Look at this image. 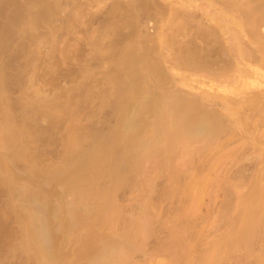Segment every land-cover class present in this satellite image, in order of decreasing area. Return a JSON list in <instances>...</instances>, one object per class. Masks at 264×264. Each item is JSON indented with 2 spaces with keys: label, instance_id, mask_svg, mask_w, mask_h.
<instances>
[{
  "label": "bare ground",
  "instance_id": "obj_1",
  "mask_svg": "<svg viewBox=\"0 0 264 264\" xmlns=\"http://www.w3.org/2000/svg\"><path fill=\"white\" fill-rule=\"evenodd\" d=\"M51 1L56 0H0V56L14 47L17 42L21 44H19V47L25 46L24 43L26 44V41L28 43L29 41L34 42L31 41V39L38 36L41 38L43 36L42 34L41 36L37 35V29L43 24L52 22L51 18L54 19L53 11L54 7L56 8L57 5L54 6L55 4ZM226 2L228 8H237L238 14L235 12L236 15L230 13L231 16H233L232 19H227L225 15H221L219 18H212L219 23L223 22L225 27L234 25L233 28L229 29L234 48L233 56L225 51L226 56L224 57L221 53L216 52L215 48L203 52L197 45L193 43L186 44L176 40L174 37V39L172 38L167 42L160 41V47H158V49H141V46H139L141 43L139 44L135 41V43L131 41V43L126 42V36L123 35L124 33H121L123 31H121V23H119L120 25H113L114 20H111L112 17L107 25L108 28L105 29L107 31H105L104 34V36L109 39L108 46L104 47L99 42L96 50L99 53L97 54L102 56L106 55L103 54L105 53L104 51L108 50L107 52H113L112 49H117L119 47V51H117L118 49L116 50L117 53L114 51L113 54L109 52L111 55H107L108 64L110 66L106 69L104 79L107 82L106 84H109L111 88L110 90H105V88L102 92L99 90L100 97L104 104H111L113 108L112 115L113 117L115 116V123L113 122V127L109 128L106 132L95 130L92 124L90 126L75 125L74 130L71 133L68 132L69 134L67 135V137H69V141L67 140V142L69 143L65 145V147H67V149H65V158L60 164H55L53 166L46 165V167L44 166L45 168H40L41 166H39V164L37 165L36 162L38 160L37 153L30 150L32 141H39V139L43 137V133H41L42 137H40L39 131L37 132L33 128L36 125L30 126L26 124L28 122L27 119L26 123H16L15 114L18 108H20V105L22 106L21 103L24 104L25 102H21V98L18 101L8 97L7 90L8 87H10V82L13 80H7L8 75H5L7 71L5 72L4 69L8 70V67L11 68V66L10 63L9 65L5 64V66H8L5 68L0 60V131L2 133L0 138V149L1 147L5 149V152L3 150L4 153L0 154V184L7 189L6 191H8L12 198L11 202L17 203L16 208L11 213H1V209L3 208L0 207V254L8 243L11 242L10 244H12L11 239L16 237L15 235L18 233L20 238L17 240L20 239V243L18 242L19 248L17 249L27 254L29 260H35V264H75L79 262L78 259L80 260L81 257V259L84 260V264H134L131 259L133 247L138 243H136V241L140 233L141 237L145 235L143 233H145V228H147L148 225L145 226L146 223L139 221V219L128 225L126 224L129 226L128 229L122 226L121 228L123 229L116 231L117 225L115 221L120 214L119 206L114 201L113 191H115L114 188L116 186L119 187L120 184L126 183L128 180L131 181L130 178H135L139 175V173H141V166L144 162L146 164V161L156 160L159 162L158 164H161L164 168H168V170L172 168L174 170L173 166L178 162V153L179 155L181 153L180 157H183L181 162H183V166L186 165L184 169L186 170L187 176V174L190 173L186 169L187 164L189 167V162L192 161V153H194L195 159L199 160L198 164L200 163V165L199 170H193V172H198L199 176L196 177L199 179L196 181L199 182L198 187L201 186L202 188L203 185L206 184L207 186V184H209L208 182L205 183L206 180H209L207 177H212V173L213 175H217V173H215V168L220 164L223 165V167L224 164H226V170H228L230 164L236 163L239 159L241 160V158L246 155L245 153L252 150L253 153L255 152V155L257 153L261 158V164H259V162H254L255 165L257 164L256 166L254 165V169L258 170L259 167H261L257 172V177H260L261 174L262 178L264 170V95L261 94V90L259 92L252 90L254 89L252 88L254 87L253 81L249 79L236 81L237 86L233 88L235 91L232 90L222 95L220 103L216 101L215 98L210 100L208 97H206V99L204 97L205 102L203 98H197V96H192L190 99L188 95H184L180 90V92H178L177 88L174 89L175 87H172V89L167 86L170 75L165 68L166 54H170L174 57L177 65L184 69L193 71L205 70L216 77H226L234 68L239 66L241 59L249 58L252 55L243 41L245 32H247L257 44L258 52L261 54L259 65L264 67V31L262 30L264 28V0H226ZM132 3L134 6L132 5L133 7L130 9L135 12H137L138 8L140 11L144 10L146 12V9L149 7L148 0H132L131 4ZM118 5L119 4H117L116 7H118ZM121 10H123V8ZM120 16L122 17V15ZM134 20L135 19H133V21ZM179 20L180 26L177 32L182 34L188 29L186 26L188 22L186 20ZM120 21L121 18L119 22ZM136 21L137 20H135V22ZM124 23H126V21ZM130 25H132V23ZM197 31L211 41L217 37L216 32L206 26L198 25ZM15 47L14 49L16 50ZM25 48V50H27L29 46ZM22 50V52L28 51H24V47ZM36 52L38 53V51ZM27 53L35 54V52ZM14 57H16L14 59L17 60L20 56L15 55ZM13 61L14 60H12V62ZM24 61L27 62V60ZM12 62L11 65H13ZM26 62H24V64ZM27 65L31 64L27 63ZM20 67L21 66H19V68L18 66L14 67L16 69L18 68L20 71L17 70L15 75L14 73L13 75L16 78L20 73L22 75V77L19 75V78H17L18 81L16 80L17 82H20V77L24 79V75H26L25 73L23 75L24 70H27L26 66H23L25 67L24 70L22 69L23 67ZM14 71L15 70H13V72ZM254 71L258 73L257 70ZM17 72L19 74H17ZM254 73L255 72L252 74ZM256 73L254 75H256ZM16 78L12 79L15 80ZM13 82L11 84H15ZM225 82L224 80L222 83L224 84ZM219 87L220 86L217 88ZM241 87H243V89ZM248 90H251V92ZM224 91L226 93L227 89ZM72 94L70 96L75 97V95ZM96 94L99 95L98 93ZM78 96L79 95L76 97L78 98ZM87 96H90V94H87ZM94 96L97 98L95 94ZM110 96H116V99L114 98V100L111 101ZM185 96L188 97L186 98ZM74 97H71V99L75 100ZM71 99L69 100L72 103L69 100V102H67L70 106L79 100L76 99L75 102ZM90 102L92 103V101ZM90 102L88 103L90 104ZM210 104L213 106L212 109L209 108ZM45 105L43 106L45 107ZM22 107H24V105ZM89 107L91 106L89 105L88 108ZM27 108H25V110ZM47 110L46 113L51 114L53 110L52 106H49ZM256 116L261 117V125L255 124L250 127L252 125L251 122ZM51 122H53V120ZM54 124L55 123L52 125ZM37 126L35 128L38 130ZM56 129H58V127ZM50 134L52 133L50 132ZM50 139L53 141V138ZM55 139L57 140V137H55ZM85 144H87V146ZM181 149H183L184 154H182ZM251 158L254 159V157ZM196 162L197 161H195V163ZM21 163L25 164V170L29 175L26 179L21 178V176L19 178V175H17L16 168H18ZM145 164H143V166ZM245 165L248 164L245 163ZM178 169H181L180 171L182 174L184 173L183 171H185L182 168ZM143 170L146 169L144 168ZM180 171L178 173L175 172L179 176L178 180L181 176ZM72 172H80L81 176L79 175L80 178L77 181L72 182L71 178H68L69 175H71V177L74 175V173L71 174ZM194 176L195 175H193V177ZM188 178L192 180L195 177L190 178L188 176L186 179ZM56 179L63 182L62 184H65V188L67 189V192H65L66 190L64 191V194L66 193L65 195L61 194L63 199L66 197L67 193H69L71 197L68 195L70 198H67L71 201L63 200L59 194H57L58 196L56 198V194L54 197L53 193H48L49 191L46 192L42 190V188L38 189H41L40 191H36L40 182L51 181L53 183ZM73 179L74 178H72V180ZM229 181L235 187L230 186L229 190L233 187V192L232 190L231 192L235 195L234 189H236L235 191L237 192V188L241 187V183L236 185V179L235 184L233 179V183L231 180ZM184 182H187V180ZM189 182L191 183V181ZM262 182L263 181H261V183L259 181H252L251 183L253 184L251 187L249 186L250 190L248 194L244 196L238 195L240 196V198L238 197V203L241 210L238 219L240 225L239 230L237 229V232L232 235L226 234L227 236H225L223 234L224 237L221 238L223 241H220L219 244L216 243V245L211 247L206 253L203 252L204 257H201L202 260L199 264H222L224 260L223 257H226L224 254H226L225 251L227 247L232 245L233 242H237V244L238 242L239 244L242 243L245 247L247 245L249 246L252 243L249 241L251 239L253 240L258 228H264V183ZM196 183L197 182H194V185ZM124 184L123 186H125ZM192 184L193 183H191V185ZM134 187L133 190L135 189ZM130 189H132V187ZM186 191H188V189ZM202 191L203 188L199 192L202 193ZM183 194L186 196V192ZM58 197L60 198L58 199ZM55 198L61 200L57 202ZM147 211L148 210H146V212ZM122 216L123 215H121V217ZM149 217L148 218L151 220L153 216ZM230 221L231 220H229V222ZM237 225L238 224H236V226ZM57 230L61 233V238L56 236ZM103 230L106 232L105 234ZM130 230L134 232L131 233ZM78 231L81 233L77 237L78 239L76 238L78 241H75V243L79 242L80 245L78 246L80 247H78L79 253L75 254L78 255V257L81 255L80 258L62 252V249L65 250V248H62L63 245L68 244V242L71 243V241L74 243L73 239L75 236H71L74 237L72 240L70 238L71 241H69V236ZM77 235L78 233L76 236ZM140 240L143 241L141 238ZM138 246L140 247L141 245ZM232 246H235L234 243ZM234 248L235 247H233V249ZM6 249H8V247ZM240 249H242V247H240ZM135 250L137 251V249ZM243 250L246 251V249ZM68 251L72 250H67V252ZM186 251L187 250L184 252ZM246 252L245 255L247 254L248 256V252ZM230 253L231 252H229L228 255H230ZM186 256H188V254H186Z\"/></svg>",
  "mask_w": 264,
  "mask_h": 264
},
{
  "label": "rangeland",
  "instance_id": "obj_2",
  "mask_svg": "<svg viewBox=\"0 0 264 264\" xmlns=\"http://www.w3.org/2000/svg\"><path fill=\"white\" fill-rule=\"evenodd\" d=\"M131 1H51L55 4L54 6L57 5L56 8L54 7V11L56 12L53 11L54 19L51 18L52 22H48L49 25H51V23L52 25L49 26L48 24H43L37 29V35L41 36L42 34L43 36L41 38L38 36L36 38L31 39V41L34 42L29 41L30 45L26 41V44L24 43L25 46L19 47L20 43L18 44L17 42V44L15 43L14 45V47L16 45L18 46L15 47L16 50L14 49V47H12L13 49L11 48L9 51L1 54L0 60L2 61L3 66H5V64L9 65V63L11 66V68L5 66V68L8 67V70L4 69L3 67L4 71H7V74L5 73V75H8L7 80L14 81H11L9 84L10 87H8L7 90L9 95L8 97L10 99L18 101L21 98L23 101H20L26 103H21L22 106L24 105V107L20 105V108H18V113L16 112L15 114L16 123H26L28 120L26 124L30 126L38 125V130L35 128L36 126H34L33 128L37 132L39 131L40 137H42L41 133H43V137L40 138L39 141L34 140V142L32 141L30 145V150L35 151V153H37L38 155V160L36 162L37 165L39 164V166H41L40 168H43L44 166L46 167V165L53 166L55 164H60V162L63 161L66 155L65 149H67L65 145H68L69 143L67 142V140L69 141V137H67V135L74 130L75 125L90 126L92 124V127L95 130L97 129L101 132H106L107 130H109V128L113 127L115 123V116L113 117L112 115L113 108L111 107V104H104L100 97V91L102 92L105 88V90H110L111 88L109 84H106L107 82L104 79L106 69L110 66L108 64L109 61L107 60V55L113 54L114 51L117 53V51H119V47L117 48L118 50L114 48L115 50L112 49L113 52L109 51L111 52V54L107 52L108 50H103L105 52L103 54L106 55L102 56L98 55L99 53L96 50L97 44L99 42L104 47L108 46L109 39L108 37H105L104 34L105 31H107L105 29L108 28L107 25L112 17L113 18L111 20H114L113 25H120L119 23H121V31L123 30L121 33H124L123 35L126 36V42L129 43L131 41L133 43H141V45H139L141 46V49H158V47H160V41L167 42L174 37L176 40L184 42L186 44L193 43L197 45L203 52H206L208 49L215 48V51L221 53L224 57L226 56L225 51L228 52L229 55L233 56L234 48L233 43L231 41V34L229 32V29L233 28L234 25H231L230 27H225V24L223 22L219 23L212 18H219L221 17V15H225L227 19H232L233 16H231L230 13L238 14L237 8H228L226 0H148L149 7L148 9H146V12L144 10L140 11L139 8L137 9V12L131 11L130 8L134 6L133 3L131 4ZM117 4H119L118 7H116ZM113 8L116 9L114 10ZM122 8L123 10H121ZM132 14H134L136 17ZM120 15H122V17ZM118 17L121 18L120 22V18ZM133 19L137 21L135 22V20L133 21ZM179 19H181V21L186 20L188 22V25H186L188 29L182 34L177 32L180 26ZM125 21L126 23H124ZM122 22L123 25L125 24L124 26L122 25ZM131 23L133 26L130 25ZM198 25L206 26L207 28L214 30L217 36L215 39L217 40L214 39L211 41L202 36L197 31ZM262 30L264 31V28ZM243 41L247 46L248 50L252 53V55L249 58L241 59L239 66L234 68V70H232L226 77H216L205 70L193 71L184 69L177 65L174 57H172L170 54H166L165 68L170 75V80L167 83V86H169L170 88L175 87L174 89L177 88L178 92H183L184 95H188L190 99L192 98V96H197V98H203V101L205 102L204 97L205 99L206 97H208L210 100L215 98L216 101L220 103L221 96L229 93V91L234 90L233 88L237 86L236 81H243L249 79L253 81L254 84V87H252L254 89L252 90L257 92L261 90V94L264 95V67L259 65L261 54L258 52V46L247 32H245L243 35ZM26 46H29L30 51L29 49H27L28 51L25 50ZM21 47H24V51L30 53L35 52V54L22 52L23 50ZM36 51H38V53ZM15 55L20 57H18L16 60L14 59L16 58L14 57ZM12 60H14L15 62H12ZM24 60H27V62ZM11 62L13 63L14 67L18 66L19 68V66H26V71L24 70L25 67L22 68L24 70L23 75L24 73L26 74L24 75V79L21 78V73L19 74L17 72V74L21 75L19 80L20 82H17V78H19V75H17V78L14 76L15 72L17 70H20L18 68H14L13 65H11ZM24 62L26 63L24 64ZM27 63H30L31 65H27ZM10 69H13L15 71L13 72V70ZM254 70H257L258 73H256V71ZM252 71L255 72L256 75H254L255 73L252 74ZM252 75L255 76L257 79ZM12 78L16 79L14 80ZM224 80L226 82L223 84L222 82ZM12 82L15 84H11ZM217 85L220 87L217 88ZM241 88L243 89V87ZM225 89H227L226 93L224 91ZM80 90L83 91L81 92ZM248 91L251 92V90ZM90 92H93L92 95ZM72 93L75 95V97L70 96ZM96 93H98L99 95H97ZM87 94H90V96H87ZM94 94L97 98H95ZM77 95H79L78 98L76 97ZM188 96L185 97L187 98ZM71 97H74L75 100H79H77L76 102L75 100L71 99ZM110 97L111 101L114 100V98L116 99V96ZM67 98L75 101L76 103H73V105L70 106L69 103H67L70 100ZM88 98L90 99V101H92V103L89 101ZM88 102H90V104ZM43 105H45V107ZM89 105L91 106L89 107L90 110L88 108ZM49 106H52L53 108L51 114L46 113V111H48L47 108ZM25 108L27 109L25 110ZM209 108L212 109L213 106L210 104ZM52 120L53 122H51ZM53 123H55L57 126L55 124V126L52 125ZM251 123L252 125L250 127L254 126L255 124L261 125V117H254ZM55 127H58V129H56ZM53 129L55 130V132ZM49 131L52 134H50ZM1 135L2 133L0 131V138ZM53 135L57 137V140ZM50 138H53V141ZM47 144L50 146H48ZM85 145L87 146V144ZM3 150L5 152V149H2L1 147L0 154L4 153ZM181 152L182 154H184L183 149H181ZM192 154V159L190 158L192 161L189 162V167L187 164L186 168L188 172H190L187 174V176L186 170L184 169L186 165L183 166V162H181V159L183 157L181 158V153L180 155L178 153V162L175 160L177 163L175 162L176 164H174L173 166L175 171L172 168V170L164 168L161 164H158L159 162H157L156 160V162L154 160L148 162L146 161V164H148L146 167L145 162L143 163L145 164L144 166L142 164L140 169L141 173H139V175H137L135 178H130L131 181L128 180V182H124L125 184L123 183L127 187L123 186V184H120L119 187H115L117 189L114 188V201L119 206L120 214L117 220L115 221L117 225L116 231L119 229L121 230L124 227L125 229L126 227L128 229V224L139 219V221H143L144 223H146L145 226L148 225L147 228H145V233H143L145 235L142 234L143 238L140 236L141 233L139 235V237L143 241H141L138 237L136 243H140H135L137 246L134 244L135 246L133 247L131 254V259L134 264H196V262L197 264H199V262H201L202 260L201 257H204L203 252L206 253V251H209L211 247L216 245V243L219 244L220 241L222 242L223 239L221 240V238H223L224 235H232L237 232V229L239 230L240 225L238 219L241 210L238 202L241 195L244 196L248 194V191L250 190V187L253 184L251 182L259 181L261 183V181H263L262 183H264V170L261 178V174L260 177H257V172L259 169H261V167H259L258 170L254 169L257 165H255L254 162H259V164H261V158L257 153L255 155V152L253 153V151L250 150L245 153L246 155H244L241 160L239 159L238 161H236V163L234 162L230 164L228 170H226V164H224V167L220 164L217 168H215L216 172L214 171L215 173H217V175L214 174V176L212 172V174L209 173L212 177H207L209 180H206V182L204 180L205 183L208 182L209 184H207V186L206 184L203 185L205 187L202 186L203 191L201 193L199 191H201L202 188L201 186L198 187L199 182L196 181L199 179H197V177L199 176L198 172H193V170H199L200 163L198 164L199 160L195 159L194 153ZM251 157H254V159ZM195 161L197 162L195 163ZM245 163H247L248 165H245ZM24 166L25 164L21 163L20 166L16 168V171L17 175H19V178L21 176V178L26 179L29 175L28 172L25 170L26 167ZM177 167L185 170L183 171L185 173H183L185 176L181 173V169H178ZM142 168H145L146 170H143ZM218 169H220L221 171ZM229 170L232 171L230 172ZM179 171L181 173V176L178 180L179 176L177 175V173ZM226 171L229 172L227 173ZM73 173L74 172H72L71 174ZM75 174H77L78 176ZM192 174L195 175L194 177L196 179L193 177ZM237 174L239 177L237 176ZM79 175L81 176L80 172H75L72 177L71 175H69L68 178H71V181L74 182L80 178ZM188 176L194 179H186ZM72 178L74 179L72 180ZM234 178L237 180V182ZM184 179L187 180L188 184L187 182H184ZM232 179L234 184L236 182V185L238 183H241V187L237 188V192L235 191L236 189H234V192L236 193L235 195L232 193L234 185L231 184L229 181L231 180L232 182ZM246 180L248 181V184ZM189 181H191V183L193 184L191 185ZM44 182L45 181H43L42 183L40 182V185L39 187H37L36 191L39 188H42V190L46 192L49 191L48 193H53L54 197L56 194V198L58 196L57 194H59V196L63 199V196H61V194L65 195V190V192H67L65 184H62L63 182L58 181V179L54 180L53 183L51 181V183ZM194 182H197L195 184L197 186L194 185ZM229 183L230 185L228 186ZM61 184L64 186H62ZM130 186L132 187V189H130ZM230 186H233L231 187L232 192L231 190H229ZM133 187L135 188L134 190ZM187 189L188 191H186ZM6 190L7 189L2 184H0V207L3 208L1 209V213H11L17 206V203L11 202L12 198ZM185 192L186 196L185 194H183ZM68 195L70 196V194L67 193L66 197H64L65 201H71L69 199L71 196L69 197ZM60 197H58V199ZM58 199H56L57 202L61 200ZM146 210L148 211L146 212ZM121 215L123 216L121 217ZM148 215L151 217L153 216V220L152 218L150 220V217ZM229 220L231 221L229 222ZM236 224L238 225L236 226ZM122 226L123 228H121ZM232 226L235 228H233ZM148 227L151 229L152 232ZM131 229L134 230L133 228ZM263 230V227L258 228L257 233L255 235L256 237L254 236L253 240L251 239L249 241L250 243H252L249 246L247 245L248 247H245L242 243H240V245L239 242L238 244L237 242H233L235 246H232V243V245L226 248V254H224V256L226 257H223L224 260L222 261V264H264ZM132 232L134 231H131V233ZM77 233L78 235L76 236ZM77 233L74 232L72 235L69 236V241L74 238L71 236H75V238L73 239L74 243L71 241V243L68 242V244L63 245L62 248H65V250L62 249V252L80 258V254V257L75 254L79 253L78 247H80L78 246L80 245V243H75V241H78L77 237L81 232L78 231ZM105 233L106 232L104 231V234ZM15 236L16 237L14 238L16 239H11L12 244H10L11 242L8 243V245L4 247L5 249H3V251L1 252L0 264H35V260H29L27 254H25L22 250L17 249L19 248L18 244L20 243V239H17L20 238V236L18 233ZM56 236H58V238H61V233L58 232V230ZM138 245L141 246L139 247ZM239 246L242 247V249H240ZM7 247L8 249H6ZM233 247L235 248L233 249ZM135 249H137V251ZM243 249H246V251L248 250V256L247 254L245 255L246 251ZM67 250L72 251L67 252ZM183 250H187L188 253L187 251L184 252ZM229 252H231L230 255H228ZM186 254H188V256H186ZM81 258L80 260L78 259V263H75V260L77 259L74 258V263L84 264V260H82Z\"/></svg>",
  "mask_w": 264,
  "mask_h": 264
}]
</instances>
